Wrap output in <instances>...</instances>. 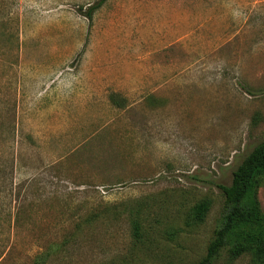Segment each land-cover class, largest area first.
Here are the masks:
<instances>
[{
  "label": "rangeland",
  "instance_id": "obj_1",
  "mask_svg": "<svg viewBox=\"0 0 264 264\" xmlns=\"http://www.w3.org/2000/svg\"><path fill=\"white\" fill-rule=\"evenodd\" d=\"M97 1L0 0V264H198L264 141V0Z\"/></svg>",
  "mask_w": 264,
  "mask_h": 264
},
{
  "label": "trees",
  "instance_id": "obj_2",
  "mask_svg": "<svg viewBox=\"0 0 264 264\" xmlns=\"http://www.w3.org/2000/svg\"><path fill=\"white\" fill-rule=\"evenodd\" d=\"M107 1L98 0L88 7L85 16L92 21L95 13ZM116 105L123 108L124 103ZM0 172L5 173L4 168ZM262 180L264 141L257 144L243 158L233 171L229 185H219L225 197L224 213L219 228L215 231V237L208 247L207 255L198 264H211L224 249H228L231 258L246 255L250 257V264H264V214L258 201ZM210 209V200L200 202L192 210L189 222H205ZM133 232L135 237L140 235L139 221L133 222Z\"/></svg>",
  "mask_w": 264,
  "mask_h": 264
}]
</instances>
